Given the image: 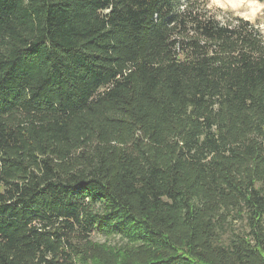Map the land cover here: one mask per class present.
<instances>
[{
  "label": "trees",
  "instance_id": "1",
  "mask_svg": "<svg viewBox=\"0 0 264 264\" xmlns=\"http://www.w3.org/2000/svg\"><path fill=\"white\" fill-rule=\"evenodd\" d=\"M0 264H264L260 28L207 0H0Z\"/></svg>",
  "mask_w": 264,
  "mask_h": 264
},
{
  "label": "rangeland",
  "instance_id": "2",
  "mask_svg": "<svg viewBox=\"0 0 264 264\" xmlns=\"http://www.w3.org/2000/svg\"><path fill=\"white\" fill-rule=\"evenodd\" d=\"M209 7L224 12H233L234 15L242 16L260 28L264 35V0H207ZM242 228L241 224H237ZM99 242L122 245L125 243L120 235L108 236L100 230H95L91 236Z\"/></svg>",
  "mask_w": 264,
  "mask_h": 264
}]
</instances>
